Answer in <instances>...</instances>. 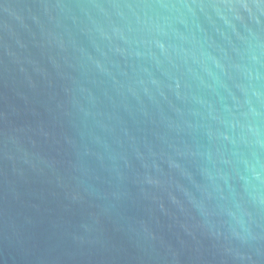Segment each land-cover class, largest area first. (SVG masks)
I'll use <instances>...</instances> for the list:
<instances>
[{
    "label": "water",
    "instance_id": "obj_1",
    "mask_svg": "<svg viewBox=\"0 0 264 264\" xmlns=\"http://www.w3.org/2000/svg\"><path fill=\"white\" fill-rule=\"evenodd\" d=\"M0 264H264V0H0Z\"/></svg>",
    "mask_w": 264,
    "mask_h": 264
}]
</instances>
